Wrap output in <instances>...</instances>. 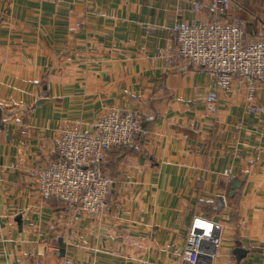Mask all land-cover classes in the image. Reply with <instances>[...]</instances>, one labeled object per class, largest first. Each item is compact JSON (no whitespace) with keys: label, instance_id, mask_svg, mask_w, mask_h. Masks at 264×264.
<instances>
[{"label":"crops","instance_id":"obj_1","mask_svg":"<svg viewBox=\"0 0 264 264\" xmlns=\"http://www.w3.org/2000/svg\"><path fill=\"white\" fill-rule=\"evenodd\" d=\"M210 14L209 0H0V264H182L194 215L220 237L196 264H264V87L261 113L240 77L210 103L203 67L159 54L178 21ZM221 16L264 38V0ZM110 106L141 112L147 132L105 162L111 212L70 215L30 171L57 158L62 125L88 129Z\"/></svg>","mask_w":264,"mask_h":264},{"label":"built area","instance_id":"obj_2","mask_svg":"<svg viewBox=\"0 0 264 264\" xmlns=\"http://www.w3.org/2000/svg\"><path fill=\"white\" fill-rule=\"evenodd\" d=\"M196 11L202 3L193 1ZM232 0H209L207 19L178 21L172 28L176 43L159 52L166 63L183 60L203 67L210 75L206 101L216 103L220 91L233 88L236 77L246 87L249 110L261 113L253 104L255 93L264 87V38L248 35L246 22L240 17L224 20ZM147 30L152 27L147 25ZM84 129L81 121L59 128L56 159L30 171L36 177L44 197L65 202L70 215L80 212L94 218L106 217L112 209L114 178L103 168L114 147L134 141L139 132L146 133L141 112L110 106ZM230 174L229 170L225 171ZM220 244L216 222L194 215L185 239L182 264H196L204 246ZM65 264H71L66 260Z\"/></svg>","mask_w":264,"mask_h":264},{"label":"water","instance_id":"obj_3","mask_svg":"<svg viewBox=\"0 0 264 264\" xmlns=\"http://www.w3.org/2000/svg\"><path fill=\"white\" fill-rule=\"evenodd\" d=\"M43 100V99H42ZM3 118V109H2V107L0 106V120ZM3 125H2V123L0 122V128L2 127ZM232 183H233V186H232V189H231V195H233L234 194V192L236 191V189H238L239 188V186H240V183L237 181V179H233L232 180ZM21 217H22V215H18V217H17V219L19 220V223H20V225H21ZM59 243H60V245H61V250H60V252H61V254L63 255L64 254V250H65V243H64V241H63V238L62 237H60L59 238ZM246 251H247V249H245V248H243V247H241L240 245H238L235 249H234V253L236 254V257H237V261H238V263L240 262V259L242 258V256H244L245 255V253H246ZM201 257H204L205 258V256H203V254H200L199 255V258H201Z\"/></svg>","mask_w":264,"mask_h":264},{"label":"trees","instance_id":"obj_4","mask_svg":"<svg viewBox=\"0 0 264 264\" xmlns=\"http://www.w3.org/2000/svg\"><path fill=\"white\" fill-rule=\"evenodd\" d=\"M104 165H105V163H103V165H102V166H103V168H104ZM57 199H58V198H57ZM59 200H61V199H59ZM61 201H63V200H61ZM63 202H64V201H63ZM64 203H65V202H64Z\"/></svg>","mask_w":264,"mask_h":264},{"label":"rangeland","instance_id":"obj_5","mask_svg":"<svg viewBox=\"0 0 264 264\" xmlns=\"http://www.w3.org/2000/svg\"><path fill=\"white\" fill-rule=\"evenodd\" d=\"M58 157V156H57ZM56 159V158H55Z\"/></svg>","mask_w":264,"mask_h":264}]
</instances>
